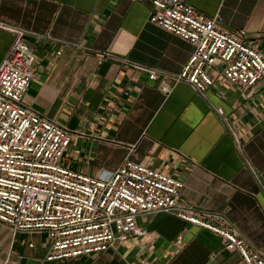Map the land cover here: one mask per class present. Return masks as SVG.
I'll return each instance as SVG.
<instances>
[{
    "label": "crops",
    "instance_id": "0c3cea01",
    "mask_svg": "<svg viewBox=\"0 0 264 264\" xmlns=\"http://www.w3.org/2000/svg\"><path fill=\"white\" fill-rule=\"evenodd\" d=\"M185 1L221 16L229 31L244 30L264 54V0ZM152 2L0 0V64L16 40L9 29L24 32L40 60L26 103L72 133L66 165L97 176L126 160L149 164L182 180L186 204L225 216L264 256V81L237 88L214 68L204 94L175 84L195 47L150 22ZM137 223L141 237L55 262L46 260L44 234H13L0 223V264H245L220 236L174 215Z\"/></svg>",
    "mask_w": 264,
    "mask_h": 264
},
{
    "label": "built area",
    "instance_id": "2783aa9c",
    "mask_svg": "<svg viewBox=\"0 0 264 264\" xmlns=\"http://www.w3.org/2000/svg\"><path fill=\"white\" fill-rule=\"evenodd\" d=\"M150 22L195 47L175 84L188 82L204 94L213 84L207 70L214 68L237 88L264 81V54L244 30L224 28L221 16H207L185 0H153ZM9 30L16 40L0 64V223L13 234H44L46 260L55 262L99 255L130 236L141 237L145 231L137 218L163 213L220 236L226 250L238 251L245 264H264V256L225 216L184 202L182 180L131 160L97 176L66 165L72 133L26 103L40 60L24 32ZM149 77L156 80L159 74L152 71ZM160 88L166 94L173 90L166 78Z\"/></svg>",
    "mask_w": 264,
    "mask_h": 264
}]
</instances>
